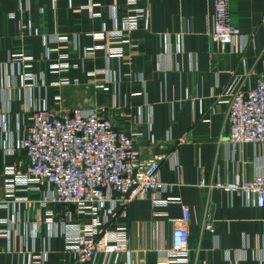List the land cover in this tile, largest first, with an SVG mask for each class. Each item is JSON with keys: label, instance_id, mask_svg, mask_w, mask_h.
<instances>
[{"label": "crops", "instance_id": "crops-1", "mask_svg": "<svg viewBox=\"0 0 264 264\" xmlns=\"http://www.w3.org/2000/svg\"><path fill=\"white\" fill-rule=\"evenodd\" d=\"M89 1L102 5L93 8L102 11L100 18L90 16ZM142 3L149 9L147 25L126 32L128 42L108 43L122 47L123 56L117 59L106 58L103 49L87 53L85 49L97 43L87 32L101 23L110 27L113 6L120 20L125 14L124 0H0V111L9 116L8 130L0 126V196L5 165L20 168V161H25L22 155L10 153L4 142L10 133L15 141L29 109L40 101L55 105L54 95L59 94L65 108L101 106L116 127L152 135L156 143L145 136L135 143L143 157L166 156L160 163V178L168 188L159 195L162 199L180 197L189 209L190 251L185 264H264V205L258 207L239 193L199 184L201 178L208 183L235 175L250 179L255 173L264 174V147L227 143V106L222 102L233 74L242 89L264 76V0L229 1L231 23L249 37L243 53L209 36L213 0ZM29 23L39 32L30 33ZM58 35H77L78 47L59 44L55 41ZM45 45L68 53V70H50L49 64L58 61V52L47 58ZM21 51L34 57L33 82L23 81L20 66L8 63L10 53ZM65 76L79 83L52 84ZM99 81L107 89L95 87ZM172 153H177V167L170 159ZM156 195L149 192L131 201L124 212H116L114 223L128 232V251L118 254L116 264H159L171 247L181 205L155 206L152 198ZM28 197L35 201L38 194L28 193ZM11 214L0 210L1 217L10 218L8 224H0L9 229L0 235V264H27L28 253L43 247L49 250L44 264H71L62 237L48 232L29 204H18L16 214ZM71 219L87 220L75 214ZM206 221L212 223V232L204 228ZM83 264H103L102 256Z\"/></svg>", "mask_w": 264, "mask_h": 264}, {"label": "built area", "instance_id": "built-area-1", "mask_svg": "<svg viewBox=\"0 0 264 264\" xmlns=\"http://www.w3.org/2000/svg\"><path fill=\"white\" fill-rule=\"evenodd\" d=\"M229 1L213 0L208 34L222 46L243 53L249 37L231 23ZM142 2L124 0L125 14L120 20L116 18L115 6L111 7L112 25L108 27L101 23L98 29L88 31L87 34L97 43L85 51L93 53L95 49H103L106 58L122 57V47L108 43L112 40L128 42L124 36L126 32L138 29L141 24L147 25L149 9ZM94 7L100 8L102 5L87 3L90 16L100 18L102 11L93 10ZM19 8L22 9L21 1ZM8 16L14 17V13ZM28 31L37 33L39 29L29 23ZM55 41L59 44L71 43L74 49L78 47L77 35H58ZM56 50L58 52L57 48L45 45L46 57L49 58L50 53ZM8 60L11 65L20 66L23 81L33 82L35 77L31 69L34 57L31 53H10ZM5 66L6 63L2 68ZM69 67L68 53L58 52V61L49 64L54 72L66 71ZM105 82L99 81L95 87L107 89ZM78 83L77 78L65 76L52 84ZM54 101L55 105L40 101L29 109L26 123L15 141L10 133L8 141L4 142L10 153L22 155L25 161H20V168L14 164L3 168L0 210L11 211L13 216L18 204H29L48 232L62 237L64 250L72 257L71 264L93 263L99 256H102L103 264H116L118 254L128 251V232L125 226L114 223L116 212H124L134 199L155 192L157 195L152 198L153 205L165 206L173 202L181 205V216L175 219L177 225L171 232V247L164 251L158 263H188L189 209L181 203L180 197L162 199L159 195L168 188L160 178V163L166 156L156 153L143 157L135 143L137 138L144 136L151 144L156 143L152 135L116 127L104 107L88 110L80 106L65 108L59 94L54 95ZM222 102L227 106V143L233 147L243 143L264 147V76L256 77L254 86L242 89L237 75L233 74L226 85ZM115 106L116 102L113 103ZM0 126L8 130L7 111H0ZM170 159L174 166L179 165L177 153H172ZM199 184L228 194L239 193L247 202L251 201L258 207L264 205V174L261 172L250 179L235 175L231 179H215L207 183L201 178ZM28 193H36L38 198L34 201L28 197ZM73 214L82 215L87 220L74 221L71 219ZM9 220L7 216H0V224H8ZM204 228L213 231L210 221L204 223ZM33 230H36V225ZM8 233V228H0V235ZM33 235H37V232ZM48 252L45 247L30 251L27 264H44Z\"/></svg>", "mask_w": 264, "mask_h": 264}]
</instances>
